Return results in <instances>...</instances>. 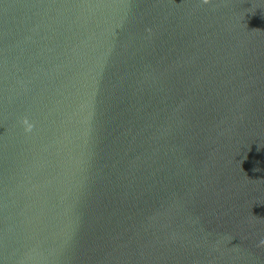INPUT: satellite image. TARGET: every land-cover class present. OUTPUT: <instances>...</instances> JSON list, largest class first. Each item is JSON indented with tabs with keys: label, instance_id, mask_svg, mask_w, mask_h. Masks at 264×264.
Wrapping results in <instances>:
<instances>
[{
	"label": "water",
	"instance_id": "obj_1",
	"mask_svg": "<svg viewBox=\"0 0 264 264\" xmlns=\"http://www.w3.org/2000/svg\"><path fill=\"white\" fill-rule=\"evenodd\" d=\"M0 264H264V0H0Z\"/></svg>",
	"mask_w": 264,
	"mask_h": 264
},
{
	"label": "clouds",
	"instance_id": "obj_2",
	"mask_svg": "<svg viewBox=\"0 0 264 264\" xmlns=\"http://www.w3.org/2000/svg\"><path fill=\"white\" fill-rule=\"evenodd\" d=\"M203 3L207 4L210 3V0H203ZM22 123L26 126V131H31L33 128V125L31 123H29L27 118H24Z\"/></svg>",
	"mask_w": 264,
	"mask_h": 264
}]
</instances>
